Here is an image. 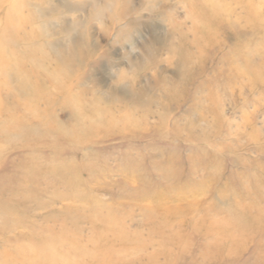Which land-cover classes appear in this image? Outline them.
I'll return each mask as SVG.
<instances>
[{
  "label": "rangeland",
  "instance_id": "rangeland-1",
  "mask_svg": "<svg viewBox=\"0 0 264 264\" xmlns=\"http://www.w3.org/2000/svg\"><path fill=\"white\" fill-rule=\"evenodd\" d=\"M33 263L264 264V0H0V264Z\"/></svg>",
  "mask_w": 264,
  "mask_h": 264
},
{
  "label": "bare ground",
  "instance_id": "bare-ground-1",
  "mask_svg": "<svg viewBox=\"0 0 264 264\" xmlns=\"http://www.w3.org/2000/svg\"><path fill=\"white\" fill-rule=\"evenodd\" d=\"M35 263H37V262H35ZM34 264V263H33Z\"/></svg>",
  "mask_w": 264,
  "mask_h": 264
}]
</instances>
